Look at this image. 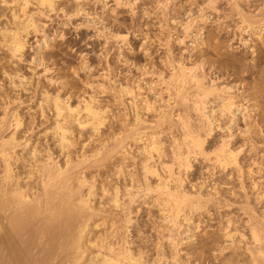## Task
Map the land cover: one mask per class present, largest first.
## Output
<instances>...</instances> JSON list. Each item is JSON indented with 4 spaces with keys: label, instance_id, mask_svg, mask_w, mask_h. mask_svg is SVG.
<instances>
[{
    "label": "bare ground",
    "instance_id": "6f19581e",
    "mask_svg": "<svg viewBox=\"0 0 264 264\" xmlns=\"http://www.w3.org/2000/svg\"><path fill=\"white\" fill-rule=\"evenodd\" d=\"M171 4V0L156 1L155 10H161L167 22L162 19L163 22L159 21L156 29L160 33L172 22L178 26L176 33L179 37L175 43L181 46L189 43L188 47L193 50L200 48L203 54L198 56L200 59L197 61L189 58L185 62L183 58L174 56L173 46L169 45L173 37L170 35L173 34L166 38V44H163L162 38L156 39L159 47H164L166 51L162 63L166 64L163 71L167 73L158 72L152 67L145 74L153 73L157 77L158 84L152 83V86H159L160 92L150 97L149 92L142 95L144 88L139 81L133 84H123L121 79L112 81V84L109 83L113 85L110 88L114 95L112 97H115L116 103H120L119 108L124 106L122 114L109 109V105L103 108L101 101L89 94L88 98L77 103L70 90L65 92L69 88H66L67 79L64 80L62 76L55 81L59 86L54 93L46 89L30 92L28 87L31 81L19 72L18 63H23V59L25 61L23 56L27 52L31 33H40L42 37L35 41L38 51L44 50L49 45L50 36L58 33L47 34L50 30L46 32V21L41 18L62 16L67 19L63 28L77 19L74 22L77 23L76 28L93 29V34L102 39L104 46L111 39L124 44L128 36L113 33L114 20L106 24V13L102 17L104 20L96 18L99 15L96 10H110L113 15L127 10L135 16L138 10L146 11L143 9L147 5L146 0H0V75L1 79H5L0 83V264H182L184 260L180 262L181 251L177 248L181 246L180 237L179 240L177 237L190 232L192 222H197L198 228L205 212L223 211L224 208L226 213L223 220H226V224L222 227L218 224L221 227L218 229L228 245L225 246V242L223 245L226 248L221 250H232L231 253H236L240 260L244 257L240 264H264V207L262 205L259 211L251 206L243 183L239 187L242 186L246 194H242L244 200L238 208L243 218L238 221L232 214V207L237 204L224 195L220 187V190L218 187L210 188L211 184V190L207 196H203L195 189L197 185L203 189L200 186L203 184L195 181L194 185L190 180V186L187 185L190 179L188 174L193 172L199 159L214 170L227 172L235 168L239 177H247L252 168L245 172L240 155L245 153L247 145H250V152L255 149L258 152L257 148L264 144L261 143L264 139V107L261 106L262 112L255 98L256 91H261L256 90L257 87H264V0H196L193 4L195 9L185 12L180 18L173 17ZM94 10L95 15L94 12L91 14ZM93 15L95 17L92 19ZM209 24L216 26V31L211 33L213 36L206 35ZM232 30L236 31L233 39L217 44V36ZM62 33L61 40L65 36ZM142 42L140 48L147 38ZM238 44L245 50L249 48L248 45L251 46L250 62L245 63L243 58L244 61H241L229 53L230 59L214 62L210 71L207 70L210 48L219 55L223 49L230 52L239 48ZM145 49L148 53L149 49ZM42 54L40 52V56ZM37 60L38 66H42V58ZM16 63L18 67L13 70ZM85 65L88 67L89 64ZM143 67L146 69L147 66ZM81 69H86V66ZM224 69L229 70L225 71L226 75L222 72ZM142 75L144 77V72ZM234 75L240 78L228 82ZM107 87L106 91L110 86ZM263 92L264 89L261 95ZM75 102L77 104L74 105ZM238 120L239 124L249 122L243 124L244 129L239 126L234 131L235 125H239ZM255 129L262 137L261 142L253 136ZM238 132V137H243L244 142L236 147L234 141ZM102 168L103 175L98 173ZM97 177L101 180L98 181ZM207 177L205 179L209 180ZM241 177L238 178L239 182ZM256 195L257 202L264 199V192L259 191ZM140 204L142 207H139ZM143 208L147 212H155L161 224L158 229L160 244L157 242L159 245L155 244L156 247L147 251L140 244L136 245L140 238L138 233H141L140 212ZM236 215L239 217L240 214ZM237 223L241 224L240 228ZM183 225H186V229L182 234ZM195 235L187 236L192 240ZM163 238L173 250L165 248Z\"/></svg>",
    "mask_w": 264,
    "mask_h": 264
},
{
    "label": "rangeland",
    "instance_id": "374dc122",
    "mask_svg": "<svg viewBox=\"0 0 264 264\" xmlns=\"http://www.w3.org/2000/svg\"><path fill=\"white\" fill-rule=\"evenodd\" d=\"M156 1H159V0H146V2H147V5L143 8V9H145L146 11L144 12L143 10H138V15H135V16H133L130 12H128L127 10H122L121 11V13H120V15L118 14V12H117V14L115 13L114 15H113V13L110 11V10H107V11H102V10H100V9H98V10H96V12L97 11H99V12H97V13H99V15L96 17V18H100L101 17V19H103L102 17L104 16L103 14L104 13H106L105 14V20H106V24H111V21H112V23H113V20H114V22L116 23L117 21L119 22V19H120V22H119V24H121V25H119L118 23L115 25V23L113 24L115 27L113 28V33H115V34H121V35H127L128 36V40L123 44L122 42H116V40L117 39H115V41H114V39H111L110 41H109V43L107 44V45H105L104 46V43H103V41H102V39L100 38H97V35L96 34H93L94 32H92V31H94L93 29L91 30H88L86 27L84 28V29H81V28H76V26L75 25H77V23H74L77 19H73V20H75L74 22L72 21V23H70V25L68 24L67 25V27H65V28H63V24H64V22H66L67 21V19L65 20L64 19V17H62V16H53L52 17V19H45V18H41V19H43L44 21H48L47 23L45 22L44 23V21H42L41 20V22L42 23H44L45 25H46V28H48V29H46V32H48L49 30V32L51 33H47V34H49V35H53V32L54 31H58V33L56 34V35H53V36H50V41L48 42L49 43V45H47L46 47H44V50H37V43L35 42V41H37L38 39L40 40V38H42L41 37V35H40V33H38V35L36 34V33H31L30 35H29V39H28V41L30 42H28L27 44V47H26V54H24V56H23V58H25V61H24V59H23V63L22 62H20V63H18V66H16L17 65V63L15 64V66L13 67V70H14V68L15 67H18V69H19V72L21 73V74H23L24 76H26L27 78H28V80H30L29 82H30V85H29V91L30 92H35V90H38V91H43V90H48L50 93H54L55 91H56V89L58 88V86H59V84L58 83H56L55 84V81L56 80H58V79H60L61 78V76H62V78L65 80V79H67V81H66V83H68V87H66V88H69V89H67V90H65V92H68L69 90H70V92L72 93V94H74V97H73V99L75 98L76 99V101H77V103H78V100L79 101H81L82 99H84V98H88V94H89V96H94V97H96L98 100H100L101 101V106L103 107V108H105V107H107L108 108V105H109V109H113L115 112H120V113H122L123 112V110H124V106H122V108H119V107H121L120 106V103H118V101H117V103H116V101H115V97H112V96H114L113 95V91H111V87L113 86H111V85H109V83L110 84H112L111 82L113 81L114 82V80H122V81H120V82H123V84H124V82H126V84L128 83V84H130V83H134V81L136 82V81H139V82H141V85L143 86V91L141 92V93H143L142 95H148L149 93V95H150V97L151 96H153L155 93H157L158 91L160 92V87L159 86H155L154 87V85L155 84H158L157 82H158V79H157V77L156 76H154L153 75V73L152 74H145V72H146V70H148L149 68H152V67H154V68H156V70H158V72L159 71H161V73L163 72V73H167L166 71H163V69H164V67H165V65L166 64H164V63H162V61H164L165 59V49H164V47L162 48V47H159V42L158 41H156V39L158 40V39H161V40H163L162 42H163V44L165 43H167L166 42V38L167 37H169V35L170 34H173V35H170V36H173L172 37V40H171V43L169 42V45L172 47V51H173V54H174V56L178 59V58H180V59H182L183 58V61H185V62H188L189 61V58H191V60L192 61H197V60H199L200 59V57H198V56H200L201 54H203V50L201 51L200 50V48H197V49H192L191 47H188V45H190L189 43L188 44H182V46L180 45V44H176L177 43V40H175L176 38H178L179 37V34L178 33H176L177 32V29H178V26H175V24H173L172 22V24L171 23H168V26H166L165 28H164V30L163 31H160V33L162 34H160L159 33V29L157 28L156 29V27H158L157 25H158V23H159V21L160 22H163V20H164V22L166 21V18H164V16H162V11L161 10H155V8H154V6H155V3H156ZM196 2V0H171V5H173V6H171V9L173 10L174 9V11H173V17H181L182 16V14H184L185 12H187V11H189V10H191L192 8L193 9H195V6H193V4ZM181 6V7H180ZM150 7V8H149ZM182 8V9H181ZM180 9V10H179ZM192 9V10H193ZM182 10V11H181ZM178 11V12H177ZM184 11V12H183ZM93 12H94V15H95V10L94 11H92L91 12V14H93ZM100 12H102V13H100ZM112 14H111V13ZM96 13V14H97ZM180 15H179V14ZM131 14V15H130ZM146 14V15H145ZM92 16V19L95 17V16ZM155 15V16H154ZM158 15V16H157ZM113 16V17H112ZM117 16V17H116ZM129 16V17H128ZM161 16V17H160ZM62 17V18H61ZM115 17H116V19H115ZM139 17V18H138ZM103 19V20H104ZM113 19V20H112ZM151 20V21H148V20ZM163 19V20H162ZM58 20V21H57ZM64 20V21H63ZM78 20H80V19H78ZM102 20V21H103ZM117 20V21H116ZM131 20V21H130ZM60 21H61V23H60ZM102 21H98V22H102ZM107 21L109 22V23H107ZM154 21V22H153ZM157 21V22H156ZM59 22V23H58ZM122 22V23H121ZM143 22V23H142ZM153 22V23H152ZM165 23H167V22H165ZM118 25V26H117ZM133 25V26H132ZM153 25V26H152ZM210 25V26H209ZM207 27H208V29H207V31L206 32H208V33H206V35L207 36H213V34H211V33H214L215 31H214V28H216V26H215V24H209ZM74 26H75V29H74ZM169 26H171V27H169ZM69 27V28H68ZM134 27V28H133ZM143 30H142V29ZM155 28V29H154ZM170 30H169V29ZM174 28H176V31H175V29ZM212 28V29H211ZM56 29V30H55ZM64 29V30H63ZM115 29H116V31H115ZM117 30H118V32H117ZM133 30V31H132ZM142 30V31H141ZM45 31V30H44ZM61 31H63V33L62 34H64L65 36H64V38L61 40V39H59L61 36ZM131 31V32H130ZM170 31V32H169ZM171 31H173V32H171ZM214 31V32H213ZM146 32V33H145ZM155 32V33H154ZM164 32V33H163ZM169 32V34H167ZM232 32H234V33H232ZM71 33V34H70ZM137 33V34H136ZM34 34H36L37 36H35ZM42 34V33H41ZM156 36H155V35ZM166 34V35H165ZM216 34V33H215ZM214 34V35H215ZM225 34V35H224ZM235 34H236V31L235 30H232L231 32L229 31L228 33L227 32H225V33H222V35L220 34L219 36H217V38L216 39H218V40H216V41H218L217 42V44L218 43H220L222 40H230V39H233L234 37H235ZM92 35V36H91ZM96 35V36H95ZM140 35V36H139ZM143 35V36H142ZM154 35V36H153ZM159 35V36H158ZM162 37H161V36ZM181 35V34H180ZM94 36V37H93ZM146 36V37H145ZM175 36H177V37H175ZM35 37V38H34ZM77 37V38H76ZM93 37V38H92ZM135 37V38H134ZM140 37V38H139ZM38 38V39H37ZM147 38V42L145 43V45H143L144 46V48H143V46H142V48H140V46H141V43H143L142 41H145V39ZM181 38V37H180ZM31 39V40H30ZM37 39V40H36ZM95 39V40H94ZM220 39V40H219ZM52 40V41H51ZM151 40V41H150ZM62 41V42H61ZM156 41V42H155ZM174 41V42H173ZM215 41V42H216ZM220 41V42H219ZM141 42V43H140ZM176 42V43H175ZM186 42H189L188 40L186 41ZM103 43V44H102ZM122 43V44H121ZM127 43V44H126ZM150 43V44H149ZM121 44V47L119 46ZM148 44V45H147ZM173 44V45H172ZM36 47H35V46ZM68 45V46H67ZM84 45V46H83ZM118 45V46H117ZM154 45V46H153ZM178 45V46H177ZM249 45H250V42H249ZM247 46V47H249L247 50H245V48L243 47V46H241L240 44H238L237 46L239 47V48H237V49H234V50H232V51H228V50H225V49H223V50H221V52L219 53V55H218V53L216 52V51H213L214 49L213 48H210L209 49V53L207 54V59L209 60V64L207 65V70H209L210 71V68H211V64L212 63H214V62H219V61H223V60H228V59H230V56H229V53L231 54V55H233V56H236V57H238V58H240V59H244L245 60V63H247V62H250L251 61V52H249L250 50L249 49H251L250 47L251 46ZM31 46V47H30ZM124 47V48H123ZM154 47V48H153ZM178 47V48H177ZM183 47V48H182ZM188 47V48H187ZM105 48V49H104ZM122 48V49H121ZM145 48H147V49H149V51H148V53H146V49ZM162 48V49H161ZM133 51H132V50ZM152 49H153V51H152ZM179 49V50H178ZM34 50V51H33ZM118 50V51H117ZM124 50V51H123ZM159 50V52L157 53V51ZM186 52H184V51ZM193 50V51H192ZM31 51H33V52H31ZM42 51H44V52H42ZM69 51V52H68ZM84 51H85V53H84ZM94 51V52H93ZM105 51H106V53H105ZM115 51V52H114ZM164 51V52H163ZM192 51V52H191ZM238 51V52H237ZM241 51V52H240ZM38 52H39V54H38ZM40 52L41 53H43L41 56H40ZM99 52H101V53H99ZM124 52V53H123ZM132 52V53H131ZM150 52V53H149ZM156 52V53H155ZM180 52V53H179ZM216 52V53H215ZM35 53V54H34ZM83 54V55H81V54ZM109 53V54H108ZM119 53V54H118ZM222 53V54H221ZM224 53V54H223ZM240 53V54H239ZM245 53V54H244ZM258 52H256L255 54H254V56L257 54ZM86 54V55H85ZM114 54V55H113ZM122 54H123V56H122ZM160 54V55H159ZM186 54V55H185ZM199 54V55H198ZM227 54V55H226ZM109 55V56H108ZM120 55V56H119ZM125 55V56H124ZM250 55V56H249ZM85 56V57H84ZM89 56V57H88ZM97 56H98V58H99V60H98V58H97ZM106 56H107V58H109V60L106 58ZM113 56V57H112ZM178 56V57H177ZM219 56V57H218ZM225 56V57H224ZM33 57V58H32ZM102 57V58H101ZM248 57V58H247ZM39 58H42V60H43V65L42 66H38V62H36V60L37 59H39ZM81 58V59H80ZM100 58H101V60H100ZM122 58V59H121ZM126 58V59H125ZM31 59V60H30ZM33 59H35L34 60V62H35V64H34V62H33ZM52 59V60H51ZM58 59V60H57ZM86 59V60H85ZM105 59V60H104ZM112 59V60H111ZM119 59H121V60H119ZM124 59V60H123ZM128 59V60H127ZM162 59H164V60H162ZM241 60V61H244V60ZM81 60V61H80ZM7 61V60H6ZM32 61V62H31ZM38 61V60H37ZM85 61H87V62H85ZM91 61V62H90ZM124 61H125V63H124ZM29 62V63H28ZM89 62V63H88ZM102 62V63H101ZM106 62V63H105ZM116 62V63H115ZM133 62V65L131 64ZM135 62H136V64H135ZM85 63H87V64H89L88 65V67H89V69H88V67H87V65H85ZM107 63H109V65L107 64ZM118 63H120V64H118ZM20 64V65H19ZM50 64V65H49ZM98 64V65H97ZM107 64V65H106ZM126 64V65H125ZM128 64H130V65H128ZM147 64V65H146ZM150 64V65H149ZM161 64V65H160ZM28 65V66H27ZM31 65V66H30ZM82 65V66H81ZM86 66V69H81L82 67L84 68L85 66ZM96 65V66H95ZM106 67H105V66ZM117 67H116V66ZM121 65V66H120ZM137 65V66H136ZM140 65V66H139ZM11 66V65H10ZM110 66V67H109ZM113 66V67H112ZM143 66H147L146 67V69H144V67ZM163 66V67H162ZM40 67V68H39ZM75 67V68H74ZM128 67V68H127ZM138 67V68H137ZM140 67H142V68H140ZM28 68V69H27ZM45 68V69H44ZM53 68V69H52ZM76 68H77V70H76ZM91 68V69H90ZM106 68V69H105ZM133 68H136V69H134L133 70ZM17 69V70H18ZM31 69V70H30ZM78 69H80V70H78ZM112 69V70H111ZM138 69V70H137ZM144 69V70H143ZM22 70V71H21ZM31 72H30V71ZM83 70H85L84 72H83ZM87 70V71H86ZM91 70V71H90ZM93 70V71H92ZM123 70V71H122ZM217 70L219 71L220 69L219 68H217ZM36 71V72H35ZM39 71V72H38ZM72 71V72H71ZM78 71V72H77ZM97 71V72H96ZM105 71V72H104ZM110 71V72H109ZM137 71V72H136ZM144 72V77H143V75L141 76V74H143V72ZM225 71H229V70H226V69H224V70H222V72L226 75V73H225ZM74 72H76L75 74H74ZM90 72V73H89ZM92 72V73H91ZM120 72V73H119ZM150 72H151V70H150ZM156 72V71H155ZM50 73V74H49ZM79 73V74H78ZM98 73V74H97ZM125 73V74H124ZM127 73V74H126ZM132 73V74H131ZM211 73H212V70H211ZM213 73H215V72H213ZM232 73V72H231ZM1 74V73H0ZM41 74V75H40ZM78 76H77V75ZM110 74V75H109ZM38 75H40V77L38 76ZM43 75V76H42ZM45 75H46V77H45ZM48 75V76H47ZM54 77H53V76ZM76 77H75V76ZM100 77H98V76ZM107 75V76H106ZM148 76L149 75V77H146V76ZM151 75V76H150ZM33 76V77H32ZM87 76V77H86ZM102 76H104L103 78H102ZM142 78H141V77ZM154 78H153V77ZM35 77H36V79H35ZM60 77V78H59ZM105 77H106V79H105ZM109 79H111L110 81H108L107 79L108 78ZM122 77V78H121ZM129 77V78H128ZM133 77V78H132ZM147 79H146V78ZM155 77H156V79H155ZM238 77L239 76H236V75H234L232 78H230L229 80H228V82L229 81H231L233 78H236L237 80H238ZM2 78V75H0V83H1V80H3L4 82H5V79H1ZM29 78H31V79H29ZM47 78V79H46ZM52 78V79H51ZM80 78H82V79H80ZM87 78V79H86ZM97 78H99V79H97ZM102 78V79H101ZM131 78H132V80H131ZM138 78V79H137ZM141 78V79H140ZM240 78V77H239ZM45 79V80H44ZM73 79V80H72ZM88 79H90V80H88ZM92 79V80H91ZM101 79V80H100ZM126 79V80H125ZM145 79V80H144ZM151 79H153V80H151ZM253 79V78H252ZM49 80V81H48ZM96 80V81H95ZM106 80H107V82H106ZM147 80V81H146ZM253 80H255V79H253ZM256 80H257V78H256ZM2 81V83H4ZM133 81V82H132ZM146 81V82H145ZM37 82V83H36ZM40 82H42V83H40ZM85 83V84H84ZM93 83V84H92ZM152 83L154 84L153 86H152ZM45 84V85H44ZM52 84V85H51ZM73 84V85H72ZM96 84V85H95ZM100 84H102V85H100ZM108 84V85H107ZM81 85V86H80ZM98 85H100L99 87H98ZM110 86L109 87V90L108 91H106V89H108V87L107 86ZM116 85H117V83H116ZM149 85H151V88L149 87ZM38 86V87H37ZM87 86H89V87H87ZM97 86V87H96ZM102 86H105L106 88L104 89V87H102ZM148 88H147V87ZM33 87H35V88H33ZM87 87V88H86ZM91 87V88H90ZM32 88V89H31ZM31 89V90H30ZM43 89V90H42ZM84 89V90H83ZM91 89V90H90ZM94 89V90H93ZM98 89L101 91V89H104V90H102L101 92L100 91H98ZM156 89V90H155ZM260 90L261 89V91L260 92H262V90L264 89V87L263 88H259V86L257 87V89L256 90ZM82 90H83V92H82ZM155 90V91H154ZM255 90V91H256ZM258 90V91H259ZM112 93H111V92ZM63 92H64V90H63ZM64 92V93H65ZM106 92H108L107 94H106ZM109 92L111 93V94H109ZM149 92V93H148ZM258 93L257 91H256V96H255V98H256V104L257 105H259V106H257V107H259L261 110L263 109V108H261V106L262 107H264V92H263V95H261L262 93ZM76 93V94H75ZM152 93V94H151ZM257 93H258V95H257ZM79 94V95H78ZM105 94V95H104ZM260 94V95H259ZM84 95V96H83ZM101 95V96H100ZM104 97H107V98H104ZM78 96V97H77ZM100 96V97H99ZM260 96V97H259ZM262 97V98H261ZM81 98V99H80ZM102 98V99H101ZM259 101H258V100ZM262 99V100H261ZM107 100L109 101V103L107 102ZM106 102V103H105ZM76 102L74 103V105L75 104H77ZM115 103V104H114ZM263 103V104H262ZM113 106V107H112ZM116 106V107H115ZM119 109V110H118ZM259 109V110H260ZM121 110V111H120ZM262 112H263V110H262ZM123 114V113H122ZM252 116V115H251ZM240 117H241V115H240ZM239 121L240 120H238V123H237V125L239 124ZM249 122V121H248ZM248 122H245V123H241L240 122V124L238 125V126H236L235 125V127H234V131L236 130L235 128L236 127H243L242 129H244V127L245 126H243V124H245V125H247V123ZM160 130H161V128H159ZM254 129V128H253ZM258 131V129H255V130H253V136L254 137H256V141L258 140V141H262V137H259L260 135H259V132L258 133H256L257 131ZM154 131V130H153ZM156 131H159L158 129H156ZM256 134V135H255ZM165 135V134H164ZM164 135H162L163 136V138L165 139L166 138V135L164 136ZM238 135H239V132L237 133V140L236 141H234V146H236V147H238V146H240L241 144H243V142H242V140H244V138L243 137H238ZM257 137H259V138H257ZM240 140V141H239ZM236 142V143H235ZM261 143H264V139H263V142H261ZM238 144V145H237ZM261 145V146H260ZM258 144V146H260V147H258L257 148V150H258V152L256 151V149L255 150H253V152L251 151L250 152V149L251 148H249L250 147V145L248 146L247 145V147L248 148H246V146H245V149L244 150H246L245 151V153H247L248 152V154H245L244 152L240 155V159H241V161H242V167L243 168H245L246 170H245V172H247L248 170H250L251 168V174H248L247 175V177L250 175V177H246V175H243L242 177H241V179H243V180H241L240 179V182H239V180H238V178H240L239 177V173L236 171L237 169H231L230 171H232V172H230V171H228L227 170V172H224V171H219L218 169L217 170H214V169H212V167L210 168V166H209V164L208 163H204L203 164V162L199 159L198 161L200 162H196L195 163V165H194V168H193V172H190L189 174H188V176H190V179L188 178V180H187V185L188 186H190V183L191 184H194L195 185V181H197V184H203L204 185V181H206V184H205V187L203 186V185H200V186H202L203 187V189L202 188H200L197 184V186H195V189H196V191H200L202 194H203V196L205 195V196H207V193H209V190H211L210 188H217L218 187V189H219V187L222 189L221 191L224 193V195H226L229 199H232V202H234V203H236L237 205H236V207H235V205H234V207H232V214H235V215H233V217H235V219H236V221H238L239 220V218H243V216L241 217V215H242V213L240 212L239 213V211L240 210H238V208L240 207L239 205V203H241V201L242 200H244V198H243V195L242 194H246V193H244L245 191L246 192H248L247 193V195L249 194V198H250V204H251V206H253V207H255L257 210L259 209V211H260V209H262V205H263V207H264V199H260V201L259 202H257V200H256V194H258L259 193V191L260 192H264L263 190H264V171H263V169H264V148H262L263 147V145L264 144ZM261 148V149H260ZM248 150V151H247ZM263 150V152H262V154H261V151ZM254 152H255V154H254ZM257 152V153H256ZM250 153V154H249ZM261 154V155H260ZM257 155H260V156H257ZM242 156V157H241ZM257 156V157H256ZM245 158V159H244ZM247 158V159H246ZM252 159V160H251ZM260 159H261V161H260ZM245 160V161H244ZM249 160V161H248ZM255 160V161H254ZM202 162V163H201ZM256 162V163H255ZM259 162V163H258ZM246 165V166H243V165ZM247 164H248V166H247ZM250 164V165H249ZM254 166H253V165ZM256 164V165H255ZM260 164H261V166H260ZM258 165V166H257ZM197 166V167H196ZM199 166V167H198ZM197 169H196V168ZM207 168H210V169H207ZM256 168V169H255ZM257 168H258V170H257ZM261 168H263V169H261ZM259 169H260V171H259ZM104 170V168H102L101 170H98L99 172L98 173H100L101 175H103V171ZM205 170V171H204ZM214 170V171H213ZM262 170V171H261ZM202 171V172H201ZM236 171V172H235ZM201 172V173H200ZM208 172V173H207ZM228 172H230L229 174H228ZM235 172V173H234ZM256 172H259V173H256ZM206 173V174H205ZM217 173V174H216ZM262 173V174H261ZM214 174V175H213ZM228 174V175H227ZM245 174V173H244ZM204 175V176H203ZM227 175V176H226ZM231 175V176H230ZM252 175V176H251ZM256 175V176H255ZM207 176H209V177H207ZM260 176V177H259ZM208 178L209 180H206L205 178ZM213 177V178H212ZM230 177V178H229ZM237 177V178H236ZM263 177V178H262ZM203 178V179H202ZM237 180H236V179ZM97 179H99L98 181H100L101 179L99 178V177H97ZM202 180V181H199V180ZM205 179V180H204ZM250 179H251V181H250ZM191 180V181H190ZM204 180V181H203ZM224 180V181H223ZM228 180V181H227ZM244 180H246V181H244ZM253 180V181H252ZM256 180H258V181H256ZM260 180H261V182H260ZM190 181V183H188ZM209 181V182H208ZM217 181V182H216ZM242 181V182H241ZM194 182V183H193ZM215 182V183H214ZM238 182V183H237ZM248 182V183H247ZM254 182H256L255 184H254ZM214 183V184H213ZM232 183V184H231ZM240 183H243V185L245 186V188L248 190H246L245 189V191H244V189L242 188V186L241 187H239L240 186ZM256 185L255 186V188H254V185ZM212 184V186L210 187V185ZM217 184V185H216ZM227 184V185H226ZM229 184V185H228ZM234 184V185H233ZM251 184H252V186H251ZM262 184V185H261ZM220 185V186H219ZM225 186V187H223V186ZM213 186H215V187H213ZM222 186V187H221ZM237 186V187H236ZM197 187V188H196ZM208 187V188H207ZM210 187V188H209ZM260 187V188H259ZM199 188L200 189H202V191L201 190H199ZM206 188V189H205ZM236 188V189H235ZM228 189H229V191H228ZM250 189V190H249ZM257 189V190H256ZM220 190V189H219ZM231 190V191H230ZM235 190V191H234ZM242 190V191H241ZM253 190H255V191H253ZM204 191V192H203ZM232 191H234V194L232 193ZM241 191V192H240ZM244 191V192H243ZM250 191V192H249ZM229 192V193H228ZM243 192V193H242ZM252 192V193H251ZM254 192H256V193H254ZM231 193H232V197H234V198H232V197H230L231 196ZM236 193H238V194H236ZM228 194V195H227ZM251 194V195H250ZM236 195V196H235ZM256 195V196H255ZM238 196V197H237ZM245 196V195H244ZM239 197H240V199H239ZM251 197H253V198H251ZM236 199V200H235ZM239 199V200H238ZM254 201H256V202H254ZM255 203H256V205H255ZM253 204V205H252ZM139 207H142V204H140L139 205ZM234 208V209H233ZM226 209L224 208L223 209V211H222V209L220 210V211H215V212H213V211H210L209 213H213V214H209L208 212H205V214H203L204 215V219H203V216H202V223L200 224V225H198L199 227L197 228L196 226H197V222L195 223V222H192V225L193 226H191L190 228H189V231L190 232H188L186 235L185 234H183L184 232H185V229H186V225H183L184 227H182V228H184V229H182L181 230V232H182V234H183V236H178L177 237V239L180 237V242H179V244L181 245V246H177V248H178V250H179V254H181V256H180V262H182L183 260V262L185 263V264H213L215 261H216V263H214V264H240V262H241V260L244 258H241V260L239 259V258H237V256L235 255L236 253H231V252H233L232 250H228V251H226V250H221V249H225L226 247L225 246H227L228 245V242L227 241H225V240H223V236H222V233L220 232V228L222 227V225L226 222V220L224 221L223 219L225 218V216H223L225 213H226V211H225ZM238 212H237V211ZM151 211H153V210H151ZM231 211V210H230ZM229 212V210H227V213ZM235 212V213H234ZM151 213V214H150ZM155 212H150V211H148L147 212V209H142V211L140 212V215H141V218H140V221H141V223H140V232L141 233H138V234H140V238L136 241L137 242V246L139 245L140 247H143V250L144 251H147L148 249H153V247L155 246L156 247V245H159L160 244V242H159V238H158V229H159V226L161 227V224L160 223H158V220H157V218H156V215L154 214ZM215 213V214H214ZM222 213V214H221ZM216 214H219V215H216ZM236 214H240L239 215V217L236 215ZM210 215V216H209ZM212 215V216H211ZM155 216V217H154ZM209 217V218H208ZM211 217V218H210ZM221 219H220V218ZM221 220H219V219ZM206 219H207V221H206ZM212 219V220H211ZM244 219H245V217H244ZM209 220V221H208ZM218 220H219V222H218ZM206 221V222H205ZM222 221H224V222H222ZM149 222H150V224H149ZM208 222H209V224H208ZM216 223V224H215ZM160 224V225H159ZM185 224V223H184ZM196 224V225H195ZM218 224H220L221 225V227H220V225H218ZM226 224V223H225ZM224 224V225H225ZM153 225V226H152ZM158 225V226H157ZM195 225V226H194ZM208 225V226H207ZM211 225V226H210ZM240 225V226H239ZM219 226V227H218ZM237 226L240 228L241 227V224H239V223H237ZM194 227V228H193ZM196 227V228H195ZM202 227V228H201ZM219 228V229H218ZM194 229V230H193ZM195 229H197L196 230V232H195ZM212 229V230H211ZM202 230V231H201ZM218 230H219V232H218ZM241 230H242V228H241ZM194 232V233H193ZM199 232V233H198ZM206 232V233H205ZM195 233H196V235H195ZM221 234V237H219L220 236V234ZM195 235L194 237H192V240H191V238H189V236L190 235ZM206 234V235H205ZM218 234H219V236H218ZM187 235H189V236H187ZM156 236H157V238H156ZM205 236V237H204ZM136 237V236H135ZM182 237V238H181ZM188 237V238H187ZM195 238V239H194ZM217 238V239H216ZM221 238V239H220ZM146 239V240H145ZM157 239V240H156ZM182 239H184L183 240V242H182ZM179 240V239H178ZM191 240V241H190ZM221 240V241H220ZM165 241V242H164ZM156 242V243H155ZM157 242L159 243V244H157ZM168 241H166V239H162V243H163V245H166L167 247H165V248H167L169 251H171V250H173V247L169 244V243H167ZM186 242V243H185ZM202 242V243H201ZM227 244H226V243ZM165 243V244H164ZM181 243H183V244H181ZM194 243V244H193ZM196 243V244H195ZM200 243V244H199ZM225 243V244H224ZM154 244V245H153ZM156 244V245H155ZM225 246H224V245ZM182 245H183V247H182ZM192 245V246H191ZM194 245H196V246H194ZM203 245V246H202ZM219 245V246H218ZM220 245H222V246H220ZM202 246V247H201ZM151 247V248H150ZM160 247V249H162V247L161 246H159ZM158 247V248H159ZM222 247V248H221ZM157 248V250L156 251H158L159 249ZM172 248V249H171ZM180 248V249H179ZM206 248V249H205ZM168 250H166V251H168ZM218 250V251H217ZM221 252H223V253H221ZM156 251H154V252H156ZM168 251V252H169ZM202 251V252H201ZM216 251V252H215ZM153 252V253H154ZM219 252V253H218ZM203 253V254H202ZM217 253V254H216ZM226 253V254H225ZM187 254V255H186ZM214 254V255H213ZM229 254H230V256H229ZM147 255H151V254H147ZM190 255H191V257H190ZM202 255H203V258H202ZM182 256H184V257H187V258H182ZM236 256V257H235ZM235 257V258H234ZM179 258V257H178ZM183 259V260H182ZM215 259V260H214ZM236 259V260H235ZM239 259V260H238ZM203 260V261H202ZM214 260V261H213ZM224 260V261H223ZM220 261V262H219ZM226 261V262H225ZM231 261V262H230ZM182 262V264H184ZM228 262H230V263H228Z\"/></svg>",
    "mask_w": 264,
    "mask_h": 264
}]
</instances>
